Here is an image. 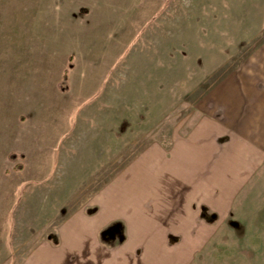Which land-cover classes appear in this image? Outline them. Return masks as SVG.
<instances>
[{
    "label": "rangeland",
    "instance_id": "374dc122",
    "mask_svg": "<svg viewBox=\"0 0 264 264\" xmlns=\"http://www.w3.org/2000/svg\"><path fill=\"white\" fill-rule=\"evenodd\" d=\"M0 46V264H64L70 211L96 213L150 148L167 155L199 129L224 146L264 121V0H24L0 7ZM257 174L260 210L200 207L213 228L188 264H264ZM111 223L100 239L115 247L128 237Z\"/></svg>",
    "mask_w": 264,
    "mask_h": 264
},
{
    "label": "crops",
    "instance_id": "0c3cea01",
    "mask_svg": "<svg viewBox=\"0 0 264 264\" xmlns=\"http://www.w3.org/2000/svg\"><path fill=\"white\" fill-rule=\"evenodd\" d=\"M23 4L24 0H0V7ZM10 38L6 39V54L18 50L14 33ZM243 97L240 94L235 99L242 101ZM230 118L234 126H243L244 120L239 123L234 116ZM250 123L259 132H237L224 146L213 143L214 133L199 129L191 144L177 145L167 155L150 148L99 191L96 213L70 211L60 229L64 264H106L104 256L107 264H188L213 228L200 220L201 206L218 214L260 210L255 200L259 195L257 173L264 168L259 137L264 121L254 118ZM116 220L125 224L128 238L112 247V240L100 239V233ZM170 235L181 240L170 242ZM32 256L36 258V248ZM44 259L40 255L39 264H53Z\"/></svg>",
    "mask_w": 264,
    "mask_h": 264
},
{
    "label": "trees",
    "instance_id": "16d2710c",
    "mask_svg": "<svg viewBox=\"0 0 264 264\" xmlns=\"http://www.w3.org/2000/svg\"><path fill=\"white\" fill-rule=\"evenodd\" d=\"M120 230H118V233H119Z\"/></svg>",
    "mask_w": 264,
    "mask_h": 264
}]
</instances>
